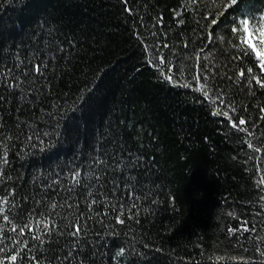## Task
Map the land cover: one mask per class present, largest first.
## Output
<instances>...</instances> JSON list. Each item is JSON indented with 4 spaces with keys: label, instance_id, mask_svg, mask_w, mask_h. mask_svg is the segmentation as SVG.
Wrapping results in <instances>:
<instances>
[{
    "label": "trees",
    "instance_id": "trees-1",
    "mask_svg": "<svg viewBox=\"0 0 264 264\" xmlns=\"http://www.w3.org/2000/svg\"><path fill=\"white\" fill-rule=\"evenodd\" d=\"M262 15L264 0H0V67L24 81L0 80V261L264 264V70L238 27Z\"/></svg>",
    "mask_w": 264,
    "mask_h": 264
},
{
    "label": "snow or ice",
    "instance_id": "snow-or-ice-1",
    "mask_svg": "<svg viewBox=\"0 0 264 264\" xmlns=\"http://www.w3.org/2000/svg\"><path fill=\"white\" fill-rule=\"evenodd\" d=\"M125 2H127V0H125ZM233 4L236 3V0H232ZM238 27L240 28V30L242 31V33L246 34V36H250L252 34V30L255 29V32L259 35L260 37V45L261 48L264 49V15L260 16L259 19L257 20L256 17H251V18H243L239 21ZM236 28H233V31H236ZM245 43H250V41H248L247 39L245 40ZM252 50L254 52H256V56L260 61V68L262 70H264V51H257L255 46H252ZM54 58V57H53ZM18 63H23V61H18ZM29 63L32 64V72L34 73V77L35 78H39L41 76H43L44 74V70L47 67V62L46 60H39V62H35V61H29ZM14 69H4L2 67H0V80L5 79L6 77H11V82L9 83L10 87L19 89L21 87V85L24 83V81L18 79L17 76L13 75ZM249 72H251L252 70L249 69ZM21 75H26L25 72H21ZM239 75L241 77L244 76V72L241 71L239 73ZM168 79L171 80L172 77L168 76ZM258 84L261 85V87H264V82H261L260 80L256 81ZM199 91H203L204 90V86L202 85L200 89H198ZM204 95L207 96V92H204ZM213 114H223L225 116H227L226 112L223 113H213ZM230 119V118H229ZM246 121L244 119H239L237 123L232 124V127H238V125H245ZM241 131L245 130V129H239ZM44 135L46 136L47 133H44ZM29 139H31V137H29ZM37 139H39V137H37ZM42 142V141H41ZM252 145L250 144L249 147H251ZM258 150V149H257ZM6 162V160L4 161ZM131 163L134 165L135 161H131ZM0 175H2V173H0ZM80 174L76 173V176L73 177V183L74 184H78L79 180L76 178L78 177ZM94 202V201H93ZM8 203L7 199H0V217H2L4 220H7L8 217L4 215V205ZM52 208H55L56 205L52 204L51 205ZM117 223H124V220L117 218ZM28 227L27 225H25L24 227H22L19 231L15 228L12 227V231L13 232H17V236L21 235V234H26L24 232V228ZM55 229V225H49L47 223H44V227L43 228H39V226L36 229V235L33 236V239L36 241H39L40 243H44V240L42 238L41 233L50 236L53 231ZM29 231H33V229L29 228ZM0 232H3V228L0 227ZM83 232L82 227L79 224L73 225L72 226V230L70 232V235L75 239V240H79L81 234ZM0 239H2V237H0ZM20 243H23V241H20ZM21 259H27V257H22ZM10 260L12 262V264H17L18 261V255H12L10 257ZM0 264H3V261H0Z\"/></svg>",
    "mask_w": 264,
    "mask_h": 264
},
{
    "label": "rangeland",
    "instance_id": "rangeland-1",
    "mask_svg": "<svg viewBox=\"0 0 264 264\" xmlns=\"http://www.w3.org/2000/svg\"><path fill=\"white\" fill-rule=\"evenodd\" d=\"M246 39L250 41V43H247L251 48L254 45L257 51H264V49L261 48L260 45V37L259 35L252 30V34L250 36H246ZM256 53V52H255Z\"/></svg>",
    "mask_w": 264,
    "mask_h": 264
}]
</instances>
